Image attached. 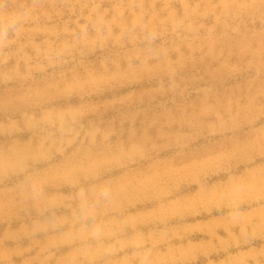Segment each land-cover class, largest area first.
Here are the masks:
<instances>
[{"label":"rangeland","instance_id":"374dc122","mask_svg":"<svg viewBox=\"0 0 264 264\" xmlns=\"http://www.w3.org/2000/svg\"><path fill=\"white\" fill-rule=\"evenodd\" d=\"M0 264H264V0H0Z\"/></svg>","mask_w":264,"mask_h":264}]
</instances>
